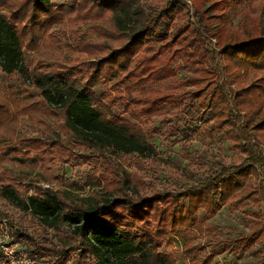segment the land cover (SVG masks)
Here are the masks:
<instances>
[{"label":"trees","instance_id":"1","mask_svg":"<svg viewBox=\"0 0 264 264\" xmlns=\"http://www.w3.org/2000/svg\"><path fill=\"white\" fill-rule=\"evenodd\" d=\"M218 2L204 9L197 7L196 22L187 30H174L173 6L178 10L179 5H173V0L162 7L148 6L144 0H72L64 4L25 0L11 15L0 11V68L8 75L19 74L20 84L32 87L41 98L40 102L22 105L16 112L31 114L40 104V114L57 110L65 113L58 129L40 118L45 129L30 139L44 147L58 145L74 160L79 156L76 147L105 158L108 154L158 155L149 133L134 120L157 111L163 102L174 106L177 92L185 88L182 95L193 99L191 107L199 110L207 132L220 131L231 140L233 149L247 155L243 164L225 168L220 164L218 178L202 186L145 195L132 184L125 170L120 188L104 195L94 192L73 198L65 188L42 186L32 194L22 195L13 184L14 172L3 168L8 173L3 175L5 179L0 177V197L44 227L39 238L23 232L15 235L24 237L31 255L46 257V264H63L62 258L76 248L96 264H177V259L161 248L160 239L168 229L189 227L201 208H212L235 196L259 209L261 188L254 186L252 176L264 173V3L257 12L261 30L241 34L226 30L229 21L223 20L225 11L215 12ZM20 12H24L26 21L21 28L16 21ZM92 12V17L106 15L110 27L103 29V40L96 44L80 40L75 34L74 41L83 42L78 48L82 56L76 61L90 62L97 69L112 66L121 73L118 82L130 81L129 89L140 86L139 93L129 96L125 103L129 116L116 113L114 99L107 101L94 91V76L85 80L82 72L76 74L74 66L55 68L27 59V49L36 47L46 35L52 37L48 32L52 20L54 24L71 22L73 13L85 17ZM214 39L217 47L211 48L209 44ZM66 45L71 47V43ZM182 58L191 75L174 87L149 88L148 83L177 78L173 63ZM133 104L140 106L141 113L132 109ZM9 112L0 104V121ZM253 140L255 144H250ZM254 227L257 228L249 225L248 234L238 239L239 251L259 231L262 234L261 228ZM74 239L76 243L71 242ZM192 249L188 246L185 251L190 253ZM215 257L207 254L203 259L189 258L190 264H218ZM0 264H4L1 250Z\"/></svg>","mask_w":264,"mask_h":264},{"label":"rangeland","instance_id":"2","mask_svg":"<svg viewBox=\"0 0 264 264\" xmlns=\"http://www.w3.org/2000/svg\"><path fill=\"white\" fill-rule=\"evenodd\" d=\"M24 1L0 0V11L11 15ZM69 1L72 0H54L55 4ZM144 1L148 6L158 7L165 4L169 6L171 3V0ZM213 1H219L215 12L225 11L223 20L229 21L226 30H237L241 34L247 30H261L257 12L264 0H204L203 3L202 0H173V5H179L178 10L173 6L174 30H187L190 24L196 22L197 7L204 9ZM93 13L85 17L73 13L71 22L54 24L52 20L48 30L52 37L46 35L36 47L27 49V59L30 63L34 60L35 63L51 64L55 68L74 66L76 74L82 72L85 80L94 76V91L107 101L114 99L115 112L129 116L125 103L129 96L139 93L140 86L134 85L129 89L130 81L118 82L117 77L121 73L112 69V66L97 69L90 62L78 64L76 61L82 56L78 48L83 42H75V34L80 40L96 44L103 40V29L110 27L106 15L92 17ZM17 16V26L21 28L26 22L23 21L24 12ZM67 42L71 43V47L66 45ZM216 44L217 40L214 39L209 45L214 48ZM185 60L176 59L173 63L178 70L177 78L148 83L149 88L164 89L180 84L183 77L192 74ZM20 81L19 74L8 75L0 68V104L10 111L0 121V177L5 179L4 176L8 173L2 171L3 168L13 171V175H16L13 184L22 195L32 194L39 186L65 188L73 198L88 196L94 192L104 195L109 190L120 188L125 171L129 172L132 184L138 186L144 195L154 191H176L183 186H202L208 181L216 180L221 165L231 167L243 164L247 156L242 151L233 149L231 140L220 131L207 132L206 125L199 118V110L191 107L193 99L182 95L186 89L181 88L176 91L177 101L174 106L164 105L163 102L158 104L161 107L157 111L148 115L141 114L140 120H134L149 133L158 155L108 154L105 158L98 152L76 147L79 156L74 160V156L58 145L44 147L30 139L39 136L42 128L45 129L40 118L46 119L52 127L58 129L65 113L57 110L52 114H40V104L35 106L32 116L23 111L16 112L22 105L40 102L41 99L39 93L32 87L20 84ZM209 83L214 85L212 81ZM169 93L175 95L171 90ZM155 96H152V100ZM132 109L141 113L138 105L133 104ZM250 144H255V141ZM79 152H85L86 155ZM4 181L7 182L8 179ZM252 182L255 187L260 185L261 188L258 197L259 209L250 201L240 202L237 196L212 208H201L193 218L191 226L168 229L167 235L160 239L161 248L177 259V264H190V258L203 259L207 254L216 256L215 262L218 264H264V173L253 175ZM249 225L253 228H257L254 227L257 225L263 232L260 234L259 231L257 237L239 251L241 242L238 239L248 234ZM43 231L44 227L38 220L15 209L0 197V243L18 242L26 250L28 248L24 237L17 238L15 235L23 232L39 238ZM50 232L54 233V230L51 229ZM52 239L55 240L54 236ZM71 242L76 243V240ZM188 246L193 247L190 253L185 251ZM196 247L201 249L195 251ZM0 250L2 251L1 246ZM36 258L38 264H46V257L39 255ZM62 261L63 264H96L94 259L81 254L76 248L69 250Z\"/></svg>","mask_w":264,"mask_h":264},{"label":"built area","instance_id":"3","mask_svg":"<svg viewBox=\"0 0 264 264\" xmlns=\"http://www.w3.org/2000/svg\"><path fill=\"white\" fill-rule=\"evenodd\" d=\"M4 264H36L37 258L20 247L18 242H1Z\"/></svg>","mask_w":264,"mask_h":264}]
</instances>
